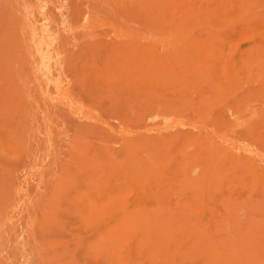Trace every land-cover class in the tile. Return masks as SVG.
Here are the masks:
<instances>
[{
	"label": "rangeland",
	"instance_id": "obj_1",
	"mask_svg": "<svg viewBox=\"0 0 264 264\" xmlns=\"http://www.w3.org/2000/svg\"><path fill=\"white\" fill-rule=\"evenodd\" d=\"M20 1L0 264H264V0Z\"/></svg>",
	"mask_w": 264,
	"mask_h": 264
},
{
	"label": "bare ground",
	"instance_id": "obj_2",
	"mask_svg": "<svg viewBox=\"0 0 264 264\" xmlns=\"http://www.w3.org/2000/svg\"><path fill=\"white\" fill-rule=\"evenodd\" d=\"M0 1H2V2L5 1V2H4L5 4L8 3L7 0H0ZM8 1L10 2L11 0H8ZM24 1H25V0H24ZM14 2H17V0H16V1L13 0V3H14ZM18 2H19V3H22L23 1L21 2L20 0H18ZM11 3H12V1H11ZM11 3H10V4H11ZM13 3H12V4H13ZM1 4H3V3H1ZM1 4H0V5H1ZM5 4H4V5H5ZM10 4H6V5H7V6L9 5L8 8H11V9H12V5L10 6ZM14 4H15V3H14ZM6 5H5V6H6ZM17 5H18V3H17ZM17 5H16V6L13 5V6H14L13 9H16V7H18ZM20 5H21V4H20ZM0 7H1V6H0ZM2 7H4V6L2 5ZM2 7H1V8H2ZM24 7H30V5H29V6H24ZM1 8H0V10H1ZM8 8H7V7H6V8L4 7V9H8ZM20 8H22V7H20ZM11 9H9V10H11ZM13 9H12V10H13ZM2 10H3V9H2ZM2 10H1V12H2ZM20 10H21V9H20ZM22 10H23V9H22ZM24 10H25V9H24ZM27 10H28V11H27ZM13 11H14V10H13ZM13 11H10V12L8 11L9 13H7V12H5V10H4V13L2 14V17L5 18V16L11 15V13H12ZM29 11H30V9L28 8V9H26L25 13H26V12L28 13ZM1 12H0V17H1ZM22 12H23V11H22ZM22 12H21V13H22ZM15 13L17 14V10H16V12H13V14L11 15V16H13L14 18H15L14 15H16ZM19 13H20V12H19ZM25 13L23 12L24 15L27 14V13H26V14H25ZM7 14H8V15H7ZM19 16H22V14H18V16H17L16 18H18ZM2 17H1V18H2ZM13 17H11V18L13 19ZM1 18H0V20H2ZM4 18H3V20H4ZM6 18H7V17H6ZM6 18H5V20H6ZM9 19H10V18H8V22L10 23V25H11V27H12V25H13V24H12V21L10 22ZM18 19H19V18H18ZM5 20H4V22L2 21V25H1V23H0V25H1V27H2L3 29H4V25H5L4 23L7 21V20H6V21H5ZM14 20H15V19H14ZM15 23H16V22H15ZM15 23H14V24H15ZM17 24H18V23H16V25H17ZM16 25H15V26H16ZM5 26H6V25H5ZM7 26H9V24H8ZM2 28H0V30H1ZM9 28H10V27H9ZM14 28H15V27H14ZM6 30L10 31L8 28H7ZM6 30L4 31V34H6V35H10V34H9L10 32H7V33H6ZM12 30H13V28L11 29V33H12ZM1 41H2V39L0 40V42H1ZM3 44H5V43H3ZM8 46H9V45H8ZM9 48H10V47H8V49H9ZM4 49H5V48H4Z\"/></svg>",
	"mask_w": 264,
	"mask_h": 264
}]
</instances>
